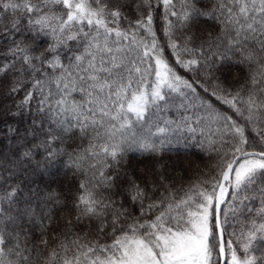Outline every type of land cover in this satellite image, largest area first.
<instances>
[{
	"label": "snow or ice",
	"instance_id": "6c2138e0",
	"mask_svg": "<svg viewBox=\"0 0 264 264\" xmlns=\"http://www.w3.org/2000/svg\"><path fill=\"white\" fill-rule=\"evenodd\" d=\"M0 264H264V0H0Z\"/></svg>",
	"mask_w": 264,
	"mask_h": 264
},
{
	"label": "trees",
	"instance_id": "16d2710c",
	"mask_svg": "<svg viewBox=\"0 0 264 264\" xmlns=\"http://www.w3.org/2000/svg\"><path fill=\"white\" fill-rule=\"evenodd\" d=\"M165 159H169V157H165ZM172 160L177 159V157L173 156L171 157ZM180 159H190L195 163H203L204 158L196 153L195 149L192 150V155L188 157H180ZM150 161L147 160H138V159H133L132 160V165L134 167H143L146 164H149ZM47 183L53 188L56 189L57 191L66 193L70 187H74L75 182L73 181L71 174L69 173L67 176L64 175L63 172L58 173L55 177L48 178ZM45 185L42 184L41 187H44Z\"/></svg>",
	"mask_w": 264,
	"mask_h": 264
}]
</instances>
